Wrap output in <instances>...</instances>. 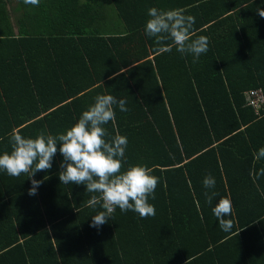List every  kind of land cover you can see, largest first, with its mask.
<instances>
[{
    "label": "trees",
    "instance_id": "16d2710c",
    "mask_svg": "<svg viewBox=\"0 0 264 264\" xmlns=\"http://www.w3.org/2000/svg\"><path fill=\"white\" fill-rule=\"evenodd\" d=\"M152 7L194 16L192 38L207 36V53L194 62L160 51L167 44L144 31ZM257 8L264 0H0V154L11 152L13 130L64 133L110 94L128 109L114 106L104 126L108 138L127 137L122 171L140 164L159 178L155 216L117 208L97 229L103 209L89 201L98 194L61 184L59 151L35 173L36 195L26 174L0 170V264H264V106L256 116L245 98L264 94ZM209 174L214 188L204 187ZM221 197L233 204L229 232L212 212Z\"/></svg>",
    "mask_w": 264,
    "mask_h": 264
},
{
    "label": "clouds",
    "instance_id": "9594fccd",
    "mask_svg": "<svg viewBox=\"0 0 264 264\" xmlns=\"http://www.w3.org/2000/svg\"><path fill=\"white\" fill-rule=\"evenodd\" d=\"M23 3L39 6L40 0H23ZM257 11L264 18V10L257 8ZM148 16L146 35L155 38L158 46L167 44V47H159L160 51H171L175 47L182 55L191 54L194 62L207 53L209 38L204 35L192 38L194 16L185 15L182 9L160 10L156 7L148 10ZM114 106L121 112L128 111L124 99L118 100L110 94L97 95L74 125L55 136L42 130L35 138H25L13 130L10 135L12 150L0 154V170L12 177L26 174L31 180L28 194L36 195L43 181L34 179L35 173L50 170L59 151L63 157L62 170L58 173L61 184H83L86 192L98 194L91 197L89 205L95 208L99 204L103 211L92 216L90 227L99 229L108 223L117 208L122 213L133 211L142 219L155 216L156 209L149 203V198L155 199L159 178L151 174V168L140 164L122 171L127 137L116 134L108 138L104 127L115 119ZM259 156H264V148L259 150ZM203 184L205 188H214V177L209 174ZM216 195L215 192L205 193L207 202L211 204ZM212 212L222 231L232 230L233 221L227 218L233 213L229 198L221 197Z\"/></svg>",
    "mask_w": 264,
    "mask_h": 264
},
{
    "label": "built area",
    "instance_id": "2783aa9c",
    "mask_svg": "<svg viewBox=\"0 0 264 264\" xmlns=\"http://www.w3.org/2000/svg\"><path fill=\"white\" fill-rule=\"evenodd\" d=\"M246 105L251 107L256 116H260V110L264 106V94L260 88L252 89L245 93Z\"/></svg>",
    "mask_w": 264,
    "mask_h": 264
},
{
    "label": "crops",
    "instance_id": "0c3cea01",
    "mask_svg": "<svg viewBox=\"0 0 264 264\" xmlns=\"http://www.w3.org/2000/svg\"><path fill=\"white\" fill-rule=\"evenodd\" d=\"M105 4H106V11L110 15L111 14V8H110V6H109L108 3H105ZM7 5H8V3H7ZM7 11H8V14H9V10H7ZM9 17H10V15H9ZM18 18H19L18 12H17V15L15 16V19L14 20L12 19V17H10V24L12 25V28H13V31H14L15 34L18 33V28H17ZM102 23H107V21L104 20ZM21 29H22V31L24 33L25 32V29H23L22 27H21Z\"/></svg>",
    "mask_w": 264,
    "mask_h": 264
},
{
    "label": "rangeland",
    "instance_id": "374dc122",
    "mask_svg": "<svg viewBox=\"0 0 264 264\" xmlns=\"http://www.w3.org/2000/svg\"><path fill=\"white\" fill-rule=\"evenodd\" d=\"M16 7V3H12V4H9L6 6V9L9 10V14L10 17H12V19L14 20L15 19V16L17 15V12H14L13 9Z\"/></svg>",
    "mask_w": 264,
    "mask_h": 264
}]
</instances>
